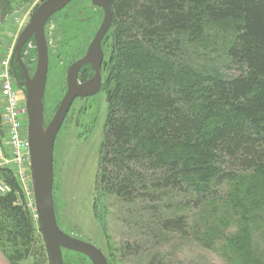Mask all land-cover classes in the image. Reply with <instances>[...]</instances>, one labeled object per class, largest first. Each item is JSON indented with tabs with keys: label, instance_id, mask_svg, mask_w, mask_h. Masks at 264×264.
<instances>
[{
	"label": "trees",
	"instance_id": "obj_1",
	"mask_svg": "<svg viewBox=\"0 0 264 264\" xmlns=\"http://www.w3.org/2000/svg\"><path fill=\"white\" fill-rule=\"evenodd\" d=\"M32 1L0 0V17ZM110 6L96 191L117 200L122 222L135 233L120 253H147L144 264H168L155 249L167 235L211 249L222 210L239 208L240 235L231 245L245 240L246 257L262 264L249 241L255 229L264 233V0H110ZM214 27L227 38L226 61L201 69L189 51ZM15 69L24 81L16 61ZM92 74L85 66L80 80ZM2 107L0 92V115ZM0 177L11 189L0 196V251L9 264L32 258L50 264L14 168Z\"/></svg>",
	"mask_w": 264,
	"mask_h": 264
},
{
	"label": "rangeland",
	"instance_id": "obj_2",
	"mask_svg": "<svg viewBox=\"0 0 264 264\" xmlns=\"http://www.w3.org/2000/svg\"><path fill=\"white\" fill-rule=\"evenodd\" d=\"M43 2L33 0L21 3L19 9L10 16L0 17V65L13 56L19 35ZM102 20V9L94 7L91 0H75L48 21L49 69L44 95L46 125L52 120L66 93L69 67L85 55ZM226 39L223 32H218L216 27L211 28V34L204 42L190 48L195 66L201 69L222 68L226 61ZM104 53L107 54L106 47ZM21 57L32 76L37 66V50L33 39L23 47ZM104 78L105 74L102 73V80ZM63 85L65 92L61 93ZM1 87L2 82L0 91ZM106 98L107 93L101 90L96 96L76 99L56 138L53 199L57 222L67 234L101 249L109 264H144L147 253L125 257L120 253L121 246L133 240L135 233L122 222L125 216L117 200L113 197L99 198L96 191L100 148L107 117ZM25 197L27 208L38 222L35 207L31 208L26 193ZM241 215L242 210L239 208L222 210L216 232L208 238L213 243L211 249L178 235H167L160 247L155 249L167 255L168 264H258L244 254L245 240L231 245V240L240 235ZM251 239V255L264 264V233L257 228ZM152 247V243L147 245V249L151 250ZM76 253H63V261L66 264H92L87 256ZM34 262L36 259L32 258L17 264Z\"/></svg>",
	"mask_w": 264,
	"mask_h": 264
},
{
	"label": "water",
	"instance_id": "obj_3",
	"mask_svg": "<svg viewBox=\"0 0 264 264\" xmlns=\"http://www.w3.org/2000/svg\"><path fill=\"white\" fill-rule=\"evenodd\" d=\"M75 0H46L31 15L30 21L19 35L13 57L24 72L22 87L25 92L27 113V139L30 149V170L33 197L39 227L46 245L50 264H64L63 250L87 256L92 264H109L97 246L64 232L58 225L54 204V147L56 138L78 98L98 95L103 87L102 64L104 51L102 42L113 23L110 0H91V4L103 11L102 23L90 42L85 55L75 61L67 72L66 93L48 125L45 123L44 95L49 69V51L46 25L59 11ZM34 40L37 50V66L31 76L21 57L28 41ZM90 65L93 76L81 82L79 75L83 67Z\"/></svg>",
	"mask_w": 264,
	"mask_h": 264
},
{
	"label": "built area",
	"instance_id": "obj_4",
	"mask_svg": "<svg viewBox=\"0 0 264 264\" xmlns=\"http://www.w3.org/2000/svg\"><path fill=\"white\" fill-rule=\"evenodd\" d=\"M12 57L0 65V81L2 82L0 92L3 101L0 118V169L8 166L14 168L23 191L29 197L30 206L34 209L25 99L13 76ZM10 191V187L0 177V196Z\"/></svg>",
	"mask_w": 264,
	"mask_h": 264
},
{
	"label": "flooded vegetation",
	"instance_id": "obj_5",
	"mask_svg": "<svg viewBox=\"0 0 264 264\" xmlns=\"http://www.w3.org/2000/svg\"><path fill=\"white\" fill-rule=\"evenodd\" d=\"M111 29V28H110ZM110 31V30H109ZM108 31V32H109ZM108 34V33H107ZM107 34H106V36H107ZM106 36L104 37V39L106 38ZM104 39H103V42H104ZM102 42V49H103V51H104V47H103V45H104V43ZM104 55H105V53H104ZM104 61V60H103ZM90 68H91V66L90 65H88ZM83 69V68H82ZM81 69V70H82ZM13 70V75H14V77H15V81H16V84H17V87H18V89L20 90V92L22 93V95H25V92H24V88L22 87V83H23V81H20L19 79H18V76H17V72H16V69H15V64H14V69H12ZM91 70H92V68H91ZM81 72V71H80ZM92 73H94L93 72V70H92ZM102 73H103V64H102ZM92 76H93V74H92ZM91 76V77H92ZM90 77V78H91ZM79 78H80V75H79ZM89 78V79H90ZM89 79H87V80H89ZM86 80V81H87ZM81 82H85V81H82V80H80ZM102 83H103V80H102ZM103 88V87H102Z\"/></svg>",
	"mask_w": 264,
	"mask_h": 264
},
{
	"label": "crops",
	"instance_id": "obj_6",
	"mask_svg": "<svg viewBox=\"0 0 264 264\" xmlns=\"http://www.w3.org/2000/svg\"><path fill=\"white\" fill-rule=\"evenodd\" d=\"M0 264H9L1 251H0Z\"/></svg>",
	"mask_w": 264,
	"mask_h": 264
}]
</instances>
